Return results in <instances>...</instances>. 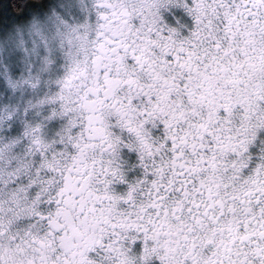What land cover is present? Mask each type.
Segmentation results:
<instances>
[{
  "label": "snow or ice",
  "instance_id": "snow-or-ice-1",
  "mask_svg": "<svg viewBox=\"0 0 264 264\" xmlns=\"http://www.w3.org/2000/svg\"><path fill=\"white\" fill-rule=\"evenodd\" d=\"M161 3L100 0L95 35L108 53L104 62L93 68L89 56L54 83L45 84L42 77L48 72L24 82L33 101L24 117L32 121L24 141L28 147L14 158L19 147L0 141V250L14 245L22 264H75L63 243L66 233L60 220L70 175L77 187L90 178L103 184V195L114 202L112 209L123 221L104 230L95 242L97 255L112 246L138 251L145 243L140 226L167 215L172 205L193 222L185 239L188 250L195 252V225L207 218L210 205L192 167L197 162L208 167L214 137L200 119L198 106L204 97L197 89L203 84H190L196 76L241 88L245 81L259 80L264 92V0H197L200 27L171 46L165 42L172 39L168 31L144 19L147 7L163 11ZM181 5L176 0L175 6H165L180 15ZM192 6L193 0H187L184 7L191 11ZM116 28L119 34L112 31ZM162 101L179 116L173 132L183 135L190 126L204 128L201 135H192L191 144L185 138L181 147L177 136L168 134L172 121L156 113ZM20 115V110L0 105V126L15 131ZM218 115H226L223 106ZM160 128L165 131L158 142L153 129ZM215 139L222 137L217 134ZM69 153L82 160L81 167L63 169ZM237 204L236 234L222 250L227 264H264V189L253 185ZM219 251L216 264H225ZM24 256L30 258L24 261ZM80 264H90L83 253ZM185 264L200 261L185 256Z\"/></svg>",
  "mask_w": 264,
  "mask_h": 264
},
{
  "label": "clouds",
  "instance_id": "clouds-1",
  "mask_svg": "<svg viewBox=\"0 0 264 264\" xmlns=\"http://www.w3.org/2000/svg\"><path fill=\"white\" fill-rule=\"evenodd\" d=\"M156 2L158 0H148L149 4ZM196 2L193 0L189 11L184 7L187 0H182L180 15H177L165 6H175L176 0H162L163 11L155 7L145 9V22L162 26L172 37L165 42L170 46L178 45L200 27L196 23ZM98 3L100 0H3L0 3V105L21 113L15 131H10L9 125L0 126V141L19 147L14 158L24 154L28 147L24 141L32 126L31 119L24 118L33 104L32 96L26 95L24 82L48 72L49 75L42 77L45 84L54 83L62 73L83 66L89 56L93 60L91 66L96 68L108 55L106 49L100 48L95 35L98 21L94 13ZM112 31L119 34L121 30ZM33 68L36 71H32ZM193 74L196 75L195 71ZM198 83L203 84L197 91L204 97L198 106L202 111L200 119L213 129L214 138L207 156L208 167L199 162L192 167L197 184L204 189V200L210 205L207 218L202 217L195 225L198 236L195 252L188 250L185 239L193 222L186 215H179L178 205H172L173 211L167 215L154 223L146 220L140 226L145 243L138 251L130 246H112L104 247L97 255L95 242L105 235L104 230L113 222L120 225L123 221L112 209L114 202L103 195V184L90 178L81 182L82 187H77V181L70 175L66 210L60 220L62 231L66 233L63 243L75 264H80L81 253L90 264H148L152 260L185 264V256L200 264H216L218 249L227 264L222 250L236 234L240 215L237 201L253 185L264 189V136L259 135L264 130V92L259 80L245 81L241 88L238 84L229 87L223 81L196 76L190 86ZM220 106L226 109L224 117L218 115ZM156 113L161 119L172 121L167 132L177 136L181 147L185 146V138L191 144L192 135L199 136L204 131L202 127L190 126L183 135L173 132L179 116L167 101L161 102ZM153 131L159 142L165 129ZM217 134L222 139H215ZM8 162L6 156L5 165ZM81 166L82 160L66 154L62 164L65 171ZM29 258L24 256L23 260ZM0 260L3 264H22V254L14 245L6 244L0 250Z\"/></svg>",
  "mask_w": 264,
  "mask_h": 264
},
{
  "label": "trees",
  "instance_id": "trees-1",
  "mask_svg": "<svg viewBox=\"0 0 264 264\" xmlns=\"http://www.w3.org/2000/svg\"><path fill=\"white\" fill-rule=\"evenodd\" d=\"M0 3H3V0H0Z\"/></svg>",
  "mask_w": 264,
  "mask_h": 264
}]
</instances>
